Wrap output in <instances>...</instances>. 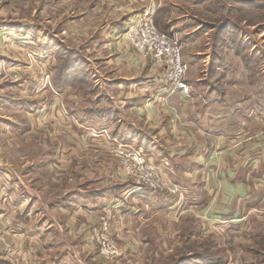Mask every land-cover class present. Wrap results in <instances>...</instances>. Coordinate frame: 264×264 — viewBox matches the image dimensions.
<instances>
[{"label":"rangeland","instance_id":"374dc122","mask_svg":"<svg viewBox=\"0 0 264 264\" xmlns=\"http://www.w3.org/2000/svg\"><path fill=\"white\" fill-rule=\"evenodd\" d=\"M156 2L177 5V18L186 15L191 26L204 24L199 33H208L209 53L217 52V29L226 22V42L220 53H235L233 44L243 45L247 82L264 96V0H0V179H20L22 209H28L29 200L35 198L33 214L23 217L22 228L56 230L65 226L72 231L65 232L66 242L85 245L78 259L67 255L69 264H264V165L256 168L251 163L254 155L237 152L241 139H232L225 154L214 153L212 164L198 171L202 173L200 186L177 185L166 168L152 165L179 188L177 195H168L163 201L169 204L172 197L187 195L189 201L183 209H166L147 221L140 216L128 220V213L116 216L111 201L117 199L123 208L125 195L149 192L154 200L158 194L167 195L144 190L145 167L140 174L134 164L125 166V158L113 153L116 146L112 144H120L124 150L141 149L147 160L128 134L115 137L112 130H101L103 124H110L101 110L110 106L105 97L111 92L104 84L100 86L102 74L106 78L109 71L104 62L115 59L118 44L132 50L122 40L125 24L139 9L154 12ZM166 7L161 8L168 10ZM171 19L174 16L163 11L155 26L182 45L179 28L177 36L164 28ZM115 24H119L116 44L110 42L109 30ZM25 30L30 37L23 34ZM100 33L108 42L98 39ZM204 44L206 39L200 41L199 50ZM70 64L76 67L74 83L67 77L71 82L60 86V71ZM218 158L227 161L229 169L217 167ZM224 174L229 201L221 199L220 177ZM2 192L6 191L0 187ZM80 192L90 199L86 204L99 222L73 240L80 225L76 220H89L90 216L83 208L85 218L67 209ZM95 194L101 197L94 202ZM107 205L111 207L105 208ZM91 219H95L93 214ZM113 223H120L124 235L112 231ZM103 237L115 248V255L109 258L102 253ZM11 256L13 264L18 263L17 251Z\"/></svg>","mask_w":264,"mask_h":264},{"label":"crops","instance_id":"0c3cea01","mask_svg":"<svg viewBox=\"0 0 264 264\" xmlns=\"http://www.w3.org/2000/svg\"><path fill=\"white\" fill-rule=\"evenodd\" d=\"M156 3L154 23L155 20H159V15L163 11L167 14L169 12L174 19L168 20L164 28L168 27L169 31L176 36L177 28L180 29L178 34L183 42V61L188 65L186 81L191 87V96L186 99L179 91L171 90L166 83L163 67L157 66L150 59L137 58L124 43V48L123 45L118 44L119 48L115 47V59L104 62L109 65L106 78L101 73L103 81H100V86L104 84L111 90L109 97H105V101L110 102V106L107 109H101L104 112L102 117L107 118L110 124H103L101 130L104 128L112 130L115 137L128 134L129 141L142 148L148 162L159 165L158 167L163 169L166 168L174 182L176 181L180 186L202 185L199 181L202 173L199 174L198 171H204L212 164L214 153L217 154L219 151L221 156L225 154L233 143L232 139H241V146L237 152L240 155H254L255 159L253 157L251 163L260 168L264 165V96L247 82L248 73L243 57L245 53L233 51L232 53H209L208 33L203 35L199 33L204 24L198 22L195 26H191L186 15L177 18V10H180L177 5L170 4V7H166L160 2ZM161 7H166L168 10ZM144 10L139 9L135 14L133 13L128 21ZM118 25L115 24L109 29L113 38L110 42L114 44H116L114 37L117 36ZM6 26L13 28L14 25L6 24ZM10 28L7 30H12ZM125 28L126 26L123 31ZM27 31H23V34L26 33L24 35L29 36ZM20 32V30L17 31L21 36ZM102 35L99 34V40L103 37ZM118 37L121 38V35ZM103 38L102 42H108L107 37ZM205 39L204 49L199 50L200 41ZM111 56H107L106 59ZM112 117L115 119L111 123ZM91 120L85 119V122H91ZM221 158H218L217 167L223 171L229 169L230 164ZM184 176L189 178V183L185 182ZM18 180L20 179L16 177L14 181L0 179V187L6 191L0 193V264H13L11 253L14 251H17V259H19L15 264H69L67 255L78 259L80 252L85 250V245L80 246L78 243L70 245L65 241V232L72 233L68 227L58 226L56 230L52 227L42 228V230L22 228L23 217L33 214L31 208L35 198L29 200L33 202L27 206L30 209H22L23 199L19 195L21 182ZM220 180V186L223 187L220 192L221 199L229 201L231 195L225 174L221 175ZM148 193L125 195L123 199L126 201V206L123 208L117 205V199L111 201L114 211L117 212L116 216L120 217L128 213V216L125 215L128 220L132 221L133 217L140 216L147 221L150 217L161 216L166 209L177 210V207L183 209V204L189 201L185 195L179 198L172 197L167 204L163 200H167L168 195L158 194L157 199L154 200L150 196L151 193ZM97 197L101 196L95 194L92 201L95 202ZM36 199L40 201L38 196ZM123 199L120 200L123 201ZM88 200L90 199L80 192L74 201L69 202L68 211L71 209L75 211L73 213L77 212L78 216H84V218L86 213L82 212L81 208L90 213L87 218L89 220L82 217H79L81 222L79 219L76 220L77 225H80L77 227V234L72 236L73 240L74 237L79 238V233L99 222L96 212L86 204ZM46 207L53 210V206ZM47 214L53 218L50 212ZM92 214L95 218L93 221ZM119 225L120 223H117L114 226L113 223L112 231L114 232L115 229L117 233L123 234ZM26 234L32 237L25 236L24 239L23 235ZM36 234L39 237H33ZM41 239H45V242L43 243ZM60 242L63 243L59 244ZM10 248L13 251L10 252Z\"/></svg>","mask_w":264,"mask_h":264},{"label":"built area","instance_id":"2783aa9c","mask_svg":"<svg viewBox=\"0 0 264 264\" xmlns=\"http://www.w3.org/2000/svg\"><path fill=\"white\" fill-rule=\"evenodd\" d=\"M154 12L147 9L137 16H133L127 23L122 40L142 59H151L154 64L164 69V77L171 90L179 91L186 99L190 98L192 90L186 81L188 65L183 61L182 45L176 37H170L161 33L155 26L153 20ZM113 152L116 156H123L125 166L137 168V172L142 176L141 184L144 190H156L167 195L175 196L179 193V188L164 178L160 172L141 155V149L131 151L124 150L120 144ZM118 148V149H117ZM133 162V163H130ZM150 185H149V184ZM181 193V192H180ZM102 253L105 257L115 255L114 245L107 237H103ZM100 242V244H101Z\"/></svg>","mask_w":264,"mask_h":264},{"label":"trees","instance_id":"16d2710c","mask_svg":"<svg viewBox=\"0 0 264 264\" xmlns=\"http://www.w3.org/2000/svg\"><path fill=\"white\" fill-rule=\"evenodd\" d=\"M226 22L224 23V24H222V25H220L219 27H218V34H219V36H218V38H219V40H220V42L219 41H217V43L215 44V49L217 50V52H215V53H220L221 52V50L223 49V48H221V47H224L225 46V42L226 41H224V38L226 37L224 34H225V31L227 30V28H226ZM230 27H231V25H229ZM232 29V28H231ZM238 40V39H237ZM232 46V45H231ZM233 50H235V53H243V51H244V46L243 45H235L234 46V44H233ZM235 48V49H234ZM245 66H246V68H248L247 67V63H246V61H245ZM76 68L73 64H70V65H67V66H65V68H63L61 71H60V73H61V79H62V81H61V84H60V86H62V85H66V84H68L69 82H71V81H69V80H67L66 78L68 77V78H71V80H72V82H73V77H72V75H73V69L74 68ZM74 83V82H73ZM81 83H84V81H80V84ZM94 114H98V112H95Z\"/></svg>","mask_w":264,"mask_h":264}]
</instances>
